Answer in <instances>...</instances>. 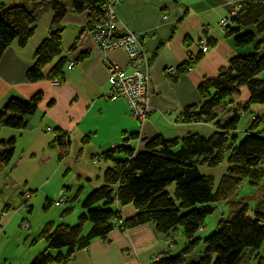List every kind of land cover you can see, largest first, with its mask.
I'll use <instances>...</instances> for the list:
<instances>
[{
    "label": "crops",
    "instance_id": "1",
    "mask_svg": "<svg viewBox=\"0 0 264 264\" xmlns=\"http://www.w3.org/2000/svg\"><path fill=\"white\" fill-rule=\"evenodd\" d=\"M13 1L33 10L37 22L26 45L13 41L0 59V109L12 96L29 99L41 91L43 98L36 112L29 116L26 127L0 122V139L16 136L14 159L9 165H0V235L8 236L10 225L20 219H27L31 229L30 216L36 223L23 244L24 247L26 242L31 244L17 263L29 264L48 244L40 236L47 222L77 221L81 201L102 184L105 168L112 163L102 153L113 144L125 140L141 148L145 138L157 134L174 139L190 133L209 136L216 130L212 122L185 121L184 109L202 101L199 85L205 78L215 76L232 56L253 48L236 46L234 37L226 33L228 26L239 24L235 15H230L226 26L221 19L235 3H242V30H253L262 37L264 29L258 31V27L264 22V0H123L118 6L120 32L131 29L147 34L145 48L150 62L153 109L144 120L131 113L125 97L111 100L106 95L110 86L106 57L128 66L125 50L117 47L104 52L91 31L81 44L72 46L88 23V12L75 10L73 0H57L68 9L62 20L63 53L73 64L65 66L58 83L49 78L28 80L26 72L34 61L35 50L51 31L53 0H0V3ZM204 40L209 44L206 51L200 47ZM199 53L202 56L196 63L184 69V63ZM171 65L178 67L173 77L167 72ZM249 95L248 88L243 86L240 94L231 96L232 102L225 106L222 119L234 108L245 105ZM253 111L263 112L264 104H252L251 116ZM48 126L52 129H47ZM62 135L69 140L64 153L55 145L56 138ZM17 157L20 160L14 166ZM62 189L66 191V202L56 204ZM115 206L122 218L137 212L133 204ZM90 227L91 223H87L85 232ZM171 234L157 231L151 223L130 228L119 225L107 238H95L88 247L78 249L66 264H152L162 253L180 251L188 240L178 231L174 240L169 238ZM202 248L203 245L196 248L186 260L198 259Z\"/></svg>",
    "mask_w": 264,
    "mask_h": 264
},
{
    "label": "trees",
    "instance_id": "2",
    "mask_svg": "<svg viewBox=\"0 0 264 264\" xmlns=\"http://www.w3.org/2000/svg\"><path fill=\"white\" fill-rule=\"evenodd\" d=\"M104 1L73 0L75 10L88 12V23L73 47L81 44L102 19ZM52 4L51 31L37 46L34 61L27 69L30 81L62 79L65 66L71 62L63 53L62 38V20L68 9L57 0ZM242 12L241 9L233 15L234 19H239V24L228 26L226 33L234 37L236 46L252 45V50L232 56L228 65L215 76L205 78L199 85L202 101L187 106L183 113L185 121L212 122L216 130L209 136L190 133L174 139L157 134L145 138L141 148L125 140L123 144H113L102 153V157L112 163L105 168L102 184L81 201L82 210L77 221L47 222L40 236L45 237L48 244L29 264H66L78 249L88 247L95 238H107L119 225L130 228L144 223L153 224L162 233L173 232V240L177 231L188 239L180 251L162 253L152 264H250L252 252L264 244V211L256 209L254 215H250L244 200L242 205H233L226 215L222 208L223 215L212 223L206 220L235 186L242 188L247 182L257 186L264 172V114L253 111L246 133L242 138L239 135L243 113L248 112L252 104H264V36L258 37L253 30H242ZM36 22V14L24 3H0V59L13 41L26 45ZM263 29L262 21L258 31ZM201 56L199 53L190 57L184 69L194 65ZM243 86L249 90V99L222 119L225 106L232 102L229 98L240 94ZM42 98L41 91L29 99L10 97L0 109V122L11 127H26ZM65 139V135L56 138L55 145L60 153L68 150L69 140ZM15 151L16 136L2 137L0 165H9ZM19 160L17 157L13 165ZM222 163L226 164V170L216 181L214 173L204 166L212 169ZM62 190L66 202V191ZM116 203L133 204L137 212L122 218ZM24 220L29 226L23 227L29 228L30 222ZM87 223H91V227L85 232ZM205 226L211 229L206 227L207 232L201 233ZM202 245L201 256L187 261V255Z\"/></svg>",
    "mask_w": 264,
    "mask_h": 264
},
{
    "label": "built area",
    "instance_id": "3",
    "mask_svg": "<svg viewBox=\"0 0 264 264\" xmlns=\"http://www.w3.org/2000/svg\"><path fill=\"white\" fill-rule=\"evenodd\" d=\"M123 0H105L103 4L104 15L91 30V33L100 49L104 52L121 47L129 58V65L123 66L114 59L106 57L108 68L109 89L107 97L116 100L125 97L129 103L131 113L139 120H144L152 112L151 96L153 88L149 74V55L145 48L147 34H141L131 29L120 32L118 6ZM242 3H235L229 14L221 19V24L226 26L230 15H235L242 9ZM202 51L209 47L207 40L200 45ZM73 64V61L69 62ZM170 77L178 73V67L171 65L167 67ZM61 78H54L52 81L58 83ZM47 129H52L48 126ZM115 144H123L120 141ZM114 144V145H115ZM60 197L56 201L61 204L65 201V193L60 190ZM29 226V223L23 224Z\"/></svg>",
    "mask_w": 264,
    "mask_h": 264
},
{
    "label": "rangeland",
    "instance_id": "4",
    "mask_svg": "<svg viewBox=\"0 0 264 264\" xmlns=\"http://www.w3.org/2000/svg\"><path fill=\"white\" fill-rule=\"evenodd\" d=\"M259 113L264 114V111L263 112L259 111ZM250 122H251L250 112L248 111L246 114L243 113L242 118L239 122L240 138H242L246 133L245 130L249 126ZM204 169L213 172L216 177V181H218L222 176V174L225 173L226 164L222 163L219 166L212 169L208 168L207 166H204ZM260 177H261L260 183H257V186L248 182L245 183L244 187L242 188L239 187L237 188L235 186V188H233V190L230 191L228 196L224 200H222V202H220L221 205L218 204L219 206L217 207L216 214H212L207 217L206 219L207 222L209 220H214V219L217 220L219 216L223 215V211L225 215L226 213L228 214L229 211L231 210L230 208H232L233 205H238V206L239 204L242 205L244 200H246L248 203V210L250 215H254V210L256 209H262L264 211V172L263 174L260 175ZM222 208L224 209L223 211ZM29 220H31L32 222L31 229L23 227V224L27 222L25 220L22 221V219H20V221L16 220L10 225L8 236L0 235V264H4V263L17 264L21 260V257L29 249V246L31 244L29 239H28L29 242H26L25 247L23 242L26 240L27 235L32 233L36 223L33 222V219L30 216H29ZM206 227L207 226L202 228L203 230L201 231V233L206 231L205 229ZM35 249H37V247H35ZM251 256H253V258L250 260V264H264V244L260 248L256 249V251H253ZM260 260H262V262H260Z\"/></svg>",
    "mask_w": 264,
    "mask_h": 264
}]
</instances>
